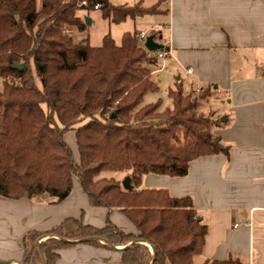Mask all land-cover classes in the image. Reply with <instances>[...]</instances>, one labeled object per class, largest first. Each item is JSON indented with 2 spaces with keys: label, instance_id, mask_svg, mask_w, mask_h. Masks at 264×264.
Masks as SVG:
<instances>
[{
  "label": "trees",
  "instance_id": "1",
  "mask_svg": "<svg viewBox=\"0 0 264 264\" xmlns=\"http://www.w3.org/2000/svg\"><path fill=\"white\" fill-rule=\"evenodd\" d=\"M80 1L42 0L39 8L37 0H0V196L59 204L78 182L91 207L120 210L138 233L111 220L97 227L69 216L50 230L29 231L22 263L55 264L60 250L77 243L109 247L101 238L114 246L131 242L123 264H195L208 227L193 198L140 185L145 174L185 176L196 158L229 156L230 147L214 133L222 122L201 111L212 86L186 92L179 81L168 91L170 107L145 104L147 94L159 91L153 73L167 46L149 51L140 32H126L120 43L111 36L100 46L76 42L66 30L86 29ZM88 2V11L100 3L114 23L167 12L162 0ZM151 34L162 43L161 30ZM72 129L77 154L65 139ZM104 172H126L132 189ZM205 264L245 263L230 257Z\"/></svg>",
  "mask_w": 264,
  "mask_h": 264
},
{
  "label": "crops",
  "instance_id": "2",
  "mask_svg": "<svg viewBox=\"0 0 264 264\" xmlns=\"http://www.w3.org/2000/svg\"><path fill=\"white\" fill-rule=\"evenodd\" d=\"M161 8L167 12L160 15L168 18V34L162 32L165 57L170 56L165 68H174L175 84L185 76L191 87L211 85L222 97L223 112L209 115L222 122L214 133L230 150L229 156L192 160L185 176L145 174L140 188L193 198L208 227L195 264L230 257L264 264V0H162ZM69 216L97 227L111 220L126 233H138L120 210L91 207L78 182L59 204L44 197L0 196V260L23 264L25 235L50 230ZM105 244L111 248L77 243L60 250L55 264H123L122 252L131 242Z\"/></svg>",
  "mask_w": 264,
  "mask_h": 264
},
{
  "label": "rangeland",
  "instance_id": "3",
  "mask_svg": "<svg viewBox=\"0 0 264 264\" xmlns=\"http://www.w3.org/2000/svg\"><path fill=\"white\" fill-rule=\"evenodd\" d=\"M111 3L115 5L121 4H128L133 5L138 0H109ZM42 0H37V6L41 7ZM156 2V1H155ZM155 2L147 1V6H152ZM81 17H90L92 22L87 24L85 30L79 29H71V35L76 42H87L92 46H100L103 42L104 37L111 36L116 40L117 43H120L123 35L126 32H144L148 35L151 34L153 29L161 30L165 35L168 34L166 29V22L167 17L165 15L154 14V15H144L142 17H137L135 19H128L121 23H114L110 22L109 20L103 17V10L102 9H93V10H81L78 12ZM168 56L167 58L164 57L159 60V64L157 68L154 70L153 79L157 82L159 86V91L156 93H149L146 95L144 103H154L161 101V108L166 109L167 107L171 106V101L168 97V91L170 88H175V76H174V68H165V63L170 60ZM166 59V60H165ZM165 61V62H164ZM159 67H162L160 70ZM182 72V71H181ZM183 85L185 91H190L192 89L190 81L184 76L183 77ZM2 83L0 81V87ZM223 100L222 97L218 96L217 93L214 91L212 92L211 96L201 106V111L204 114H208L211 110L214 112L219 113L223 112L224 107L219 105V101ZM228 100V99H227ZM44 108L46 105L43 104ZM208 112V113H207ZM223 114V113H222ZM84 121H81L75 125V127L81 125ZM65 139L77 154V145L75 140V130H69L65 134ZM103 175L106 177H114L120 180L122 183L124 179L128 176L126 172H104ZM122 245V244H121ZM152 249V248H151Z\"/></svg>",
  "mask_w": 264,
  "mask_h": 264
},
{
  "label": "water",
  "instance_id": "4",
  "mask_svg": "<svg viewBox=\"0 0 264 264\" xmlns=\"http://www.w3.org/2000/svg\"><path fill=\"white\" fill-rule=\"evenodd\" d=\"M85 20H86V23L89 24L92 22V19L90 17H85ZM144 46L149 50V51H157L159 49H162L164 48V44L162 43H158L155 39H154V36L152 34L148 35L145 39V42H144ZM24 65L23 64H20L17 66V68H23ZM113 117L116 116V113H114L112 115ZM123 186L124 188L126 189H132L133 185L131 183V177L130 176H127L124 181H123ZM92 237H89V238H84V239H81V240H76L77 242H84V241H87V240H90ZM99 240H102L104 241L105 243H108L110 244L107 240H104V239H101V238H98ZM39 240L37 241V246H39ZM111 245V244H110ZM112 247H116L114 245H111ZM152 250L154 251V247H152ZM42 254V253H41ZM43 257V255H42ZM15 262L13 261H9V260H0V264H14Z\"/></svg>",
  "mask_w": 264,
  "mask_h": 264
},
{
  "label": "built area",
  "instance_id": "5",
  "mask_svg": "<svg viewBox=\"0 0 264 264\" xmlns=\"http://www.w3.org/2000/svg\"><path fill=\"white\" fill-rule=\"evenodd\" d=\"M78 6H79L82 10H88V8H89V2H88V0H81V1L79 2ZM94 8H95V9H100V8H101V4H100V3H97V4L95 5ZM66 32L69 33V34L72 33V32H71V29H67ZM140 37H141V40H142L143 42H145V39H146V37H147V34L144 33V32H141V33H140ZM166 54H167L166 52H160V53L158 54V56H159V58L162 59V58L165 57ZM189 72H192V68H189Z\"/></svg>",
  "mask_w": 264,
  "mask_h": 264
}]
</instances>
